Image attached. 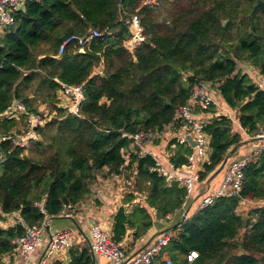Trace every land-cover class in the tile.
Instances as JSON below:
<instances>
[{"label": "trees", "instance_id": "1", "mask_svg": "<svg viewBox=\"0 0 264 264\" xmlns=\"http://www.w3.org/2000/svg\"><path fill=\"white\" fill-rule=\"evenodd\" d=\"M133 17L145 40L129 50ZM89 30L100 35L83 54L70 44L57 58L66 38ZM241 63L249 69H239ZM251 69L264 75V0L27 2L0 36V114L20 100L45 123L36 128L37 139L22 148L12 139L24 116L0 118V256L13 253V242L24 232L21 224L58 218L105 181H131L112 218L110 235L116 243L122 244L128 231L136 241L154 221L180 213L185 190L152 171L155 158L139 156L123 135L161 133L193 87L208 83L237 112L240 128L254 136L264 130V90L253 83ZM62 85L82 86L77 116L59 107ZM197 112L206 119L215 107ZM204 131L210 151L198 174L208 183L224 163L221 172L234 161L230 150L242 138L224 115L213 116ZM170 144L175 146L170 162L181 166L191 149ZM243 173L239 197H219L201 210L198 199L186 204V219L177 216L175 236L160 259L188 264L179 258L195 251L197 259L190 264H264V208L250 209L246 217L239 213L241 200L264 202V152ZM140 193L144 205L135 204L127 213L125 206ZM14 213L18 219L8 225ZM68 257V264H94L87 249H70Z\"/></svg>", "mask_w": 264, "mask_h": 264}, {"label": "built area", "instance_id": "2", "mask_svg": "<svg viewBox=\"0 0 264 264\" xmlns=\"http://www.w3.org/2000/svg\"><path fill=\"white\" fill-rule=\"evenodd\" d=\"M32 1L37 0H0V31L12 27L15 23V13L22 9L27 2ZM147 2L149 4L154 3L151 0H147ZM130 30L132 37L126 42V46L129 50H133L145 40L142 27L136 17H133L130 21ZM99 35L97 30H89L82 36H69L60 44L57 58L63 54L66 46L70 44H75L79 48L78 52L83 54L85 48L90 45L93 39L98 38ZM239 69L247 70L249 66L241 63ZM255 70L260 73L258 69H251L253 74L257 73ZM263 80L264 75L258 83H255L259 89L262 88L261 82ZM57 97L60 101L59 106H62V109H65L70 115H78L80 105L84 102L82 86L62 85ZM216 97L217 99L220 98V94L217 90L214 91L210 84L195 85L189 100L177 108L173 122L165 126L161 133L140 131L135 134L123 135V137L131 140L130 148L132 150L138 148L139 156L151 155L147 147L159 139H163L169 143L175 141L191 149V152L185 157L186 162L181 166L176 167L169 162L168 167H165L153 156L156 164L151 168L152 171L164 177L169 184L176 183L185 190L182 211L187 202L193 197L195 184L199 182L198 173L202 170V166L208 162L210 151L209 137L204 131L208 121L202 118L197 110H206L210 106L218 108L219 105ZM63 99H66L67 105L63 103ZM21 116H24L22 134H14L12 141L17 146L24 148L27 146L29 140L37 139L35 130L37 127L42 126L45 121L39 114L28 113L26 107L20 100L14 101L0 114V118L9 119H18ZM43 116L46 115L44 114ZM226 117L228 118V116ZM187 135H190L194 143L193 147L188 142ZM251 139L257 140L258 146L251 153L234 160L227 166L220 187L213 193H207L201 196L197 210L210 206L219 197L240 196L244 179L243 171L258 155L264 152V130L251 136ZM120 185L130 187L131 181L122 178L117 179L115 182L105 181L97 187L95 197H100L97 195L99 191L110 194L113 189H118L120 193H123L119 189L121 188ZM240 204L241 207L247 209L264 208L263 201L241 200ZM68 216L66 215V217ZM21 225L24 232L21 237L13 242L15 248L12 254H16L17 256H30L44 241L46 223L44 221L40 225ZM179 225L178 223L177 227ZM174 236V230L172 228L168 229L158 236L146 249L141 250L137 255H132L127 253L122 244L114 242L111 239V235L104 231L98 223H91L89 225L90 250L92 254L104 257L108 261V264H156L160 260L162 251L168 246ZM73 241L72 233L68 229L57 230L50 234L38 264H50L54 260H60V256L71 249ZM197 256V252L191 251L184 259L190 264L197 259ZM164 261L165 264H174L169 257Z\"/></svg>", "mask_w": 264, "mask_h": 264}, {"label": "crops", "instance_id": "3", "mask_svg": "<svg viewBox=\"0 0 264 264\" xmlns=\"http://www.w3.org/2000/svg\"><path fill=\"white\" fill-rule=\"evenodd\" d=\"M1 34L2 31H0V36ZM255 72L257 73L253 74V72L250 71V75L254 84L258 83L259 80L263 77V75L261 73H258L257 70H255ZM261 85V89L264 90V80L261 82ZM217 100L219 107H215V114H209L208 116H206V119L209 121L213 116H228V118L232 122V131L239 132L242 138V143L238 147L230 150V155L228 157L231 160H236L242 156L251 153L254 148L258 146V141L251 139V136L240 128L237 120V112L229 108L223 102V100H221V98H218ZM162 140L163 139L157 140L158 143H156L157 141L153 142L147 147V150L165 167H168V163L170 162L171 157L174 155L175 146L171 145L169 142ZM224 176L225 171L219 173L218 176H216L212 181L209 182V184L205 183L204 186H201L199 182L196 183L193 197L190 199V201L187 202V205L190 206L191 203L196 201V199H198L199 201L201 199V196H203V193L205 192H215L220 187ZM123 196L124 193H120L118 189H113L110 194L106 192L104 194H101V196L98 198L97 196L95 197V192L92 190L88 199L81 202L77 207L73 208L72 210H67L66 213L62 214L56 219H47L48 228H45L44 241L33 254H31L30 256H17L16 254L3 255L0 256V264H38L45 250L46 241L47 239H49L50 234L54 233L57 230L64 229L70 230L74 238L71 249H75L77 251L87 249L93 258L94 264H108V261L104 257L92 254L90 250L89 225L91 223H98L101 228L110 235L112 218L116 213L118 207L122 205L121 200ZM144 200V194H136L134 201L131 202L129 205L125 206L126 212L129 213L135 206V204L144 205ZM185 209L186 207H184V210L180 211V213H178L177 215L168 216L167 220L154 221V226L148 231L147 235L143 236L142 238L136 241H134L132 238V232L128 231L122 243L127 253H136L137 251L141 250V248L144 246L143 244L148 243L150 240H152V244L159 233L163 234L165 231L175 226L177 222V216L182 218V215L186 214ZM239 210L243 211V215H245L250 209L240 207ZM66 215L69 216L66 217ZM9 217L7 218L8 225H11L13 222L15 223L18 219L17 214L15 213L10 215ZM166 258L167 257L160 259L159 262H157L156 264H165L164 260ZM59 259V261L68 264V251L63 253ZM183 261H185L184 256L179 258V262Z\"/></svg>", "mask_w": 264, "mask_h": 264}, {"label": "water", "instance_id": "4", "mask_svg": "<svg viewBox=\"0 0 264 264\" xmlns=\"http://www.w3.org/2000/svg\"><path fill=\"white\" fill-rule=\"evenodd\" d=\"M240 106V104H237V108ZM60 108H62V106H59ZM187 140H188V142L190 143V145L193 147L194 146V143L192 142V140H191V137H190V135H187ZM224 166H225V163L211 176V178L208 180V184H209V182L210 181H212L216 176H218V174L223 170V168H224ZM185 218H186V214H184L183 215V217H182V220H185ZM46 228H48V226H47V224H48V220H46ZM141 250H139V251H137L136 253H135V255H137L139 252H140ZM236 254L237 255H242L243 254V252L241 251V250H238L237 252H236Z\"/></svg>", "mask_w": 264, "mask_h": 264}, {"label": "rangeland", "instance_id": "5", "mask_svg": "<svg viewBox=\"0 0 264 264\" xmlns=\"http://www.w3.org/2000/svg\"><path fill=\"white\" fill-rule=\"evenodd\" d=\"M151 1H153L154 2V0H151ZM253 81V80H252ZM254 83V82H253ZM63 103L65 104V105H67L68 103H67V101H66V99H63ZM45 108V107H44ZM46 109V108H45ZM19 123V122H18ZM22 123H19V125H21ZM23 128H24V123H23V125H22V127H20V128H18L16 131H14L13 132V135L14 134H22V131H23ZM166 140H168V139H166ZM199 183L201 184V186H204L205 185V182L204 181H199ZM121 186V185H120ZM123 193H125V192H127V191H129V187L126 185L125 187H123V186H121V188H119ZM104 193H106V192H101V191H99L98 193H97V195L98 196H101V194H104ZM239 213H241V215H243V211H241V210H239ZM247 215H245L244 217H246Z\"/></svg>", "mask_w": 264, "mask_h": 264}]
</instances>
